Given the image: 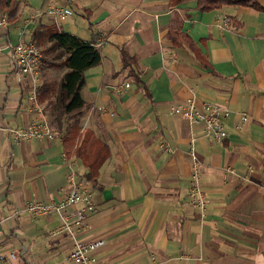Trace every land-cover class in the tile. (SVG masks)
<instances>
[{
    "label": "crops",
    "instance_id": "crops-1",
    "mask_svg": "<svg viewBox=\"0 0 264 264\" xmlns=\"http://www.w3.org/2000/svg\"><path fill=\"white\" fill-rule=\"evenodd\" d=\"M246 1L205 10L197 0L0 2V118L7 126L46 119L56 131L53 104L38 91L65 70L20 73L9 44L54 25L100 53L79 91L84 108L74 146L84 139L81 154L67 131L14 142L0 130V250L25 252L4 264H71L72 238L53 233L58 214L23 209L28 199L57 202L71 175L86 181L94 200L76 237L104 239L97 254L110 264H264V0ZM52 6L70 13L57 19L45 11ZM122 52L130 57L125 64ZM33 83L37 106L29 98ZM191 95L228 107L224 139L168 113ZM240 113L248 119L237 129ZM161 138L172 152L159 147ZM92 139L106 150L93 173L85 160ZM191 140L207 198L203 214L187 203Z\"/></svg>",
    "mask_w": 264,
    "mask_h": 264
},
{
    "label": "built area",
    "instance_id": "built-area-1",
    "mask_svg": "<svg viewBox=\"0 0 264 264\" xmlns=\"http://www.w3.org/2000/svg\"><path fill=\"white\" fill-rule=\"evenodd\" d=\"M45 11L53 17L63 20L70 13V9L61 6H52ZM1 23L4 22L0 21ZM226 24L229 22L226 19ZM15 69L23 74L36 75L40 71L41 50L33 41H20L10 45ZM128 81L118 84L115 89L120 90L122 86H128ZM29 98L33 105H38L35 83L31 85ZM103 110V107H98ZM168 113L185 119L189 124L201 125L205 135L215 141H221L226 137L224 119L230 115V110L223 103L217 101L202 100L196 101L194 96H188L183 100L173 104ZM109 115L114 112L109 111ZM248 119L247 113H240L239 119L235 123L237 129L243 127ZM0 130H4L14 142H21L31 138H40L43 136L54 138L58 133L50 126L46 119L32 118L23 127H11L2 122L0 118ZM159 147L166 152H172L173 147L167 138H161ZM187 153L191 159V172L187 182V203L192 209H197L200 214L205 211L207 198L200 184V162L197 158L192 140L189 143ZM66 161V155H63ZM231 171V168H226ZM23 209L33 216H43L57 213L60 223L53 231L54 234L67 233L72 238V244L69 251L71 264H110L107 260L98 257V250L104 245V239L96 238L91 240H80L76 237L78 231L83 229L88 212L94 209V200L90 189L83 179H77L71 175L66 189H64L61 198L57 202L44 203L36 199L25 201ZM24 249L17 253L14 250H0V264H4L6 257L17 259L24 256Z\"/></svg>",
    "mask_w": 264,
    "mask_h": 264
},
{
    "label": "trees",
    "instance_id": "trees-1",
    "mask_svg": "<svg viewBox=\"0 0 264 264\" xmlns=\"http://www.w3.org/2000/svg\"><path fill=\"white\" fill-rule=\"evenodd\" d=\"M9 0H0L7 4ZM246 0H197L201 9H212L224 3H246ZM30 41H33L41 49L40 68L51 66L64 67L65 70L57 81H43L39 91L40 101H51L53 104V124L56 131L64 134L70 133V141L73 152L81 154V146L84 139L79 142L80 125L78 116L84 108V100L80 96V88L84 84V70L95 66L100 61V53L93 43L82 40L74 35L59 30L54 25L40 26L30 34ZM124 64L130 59L122 52ZM84 137L89 136L85 132ZM94 151L85 159L90 172H95L100 163L105 159L106 150L102 143L92 139ZM89 172V173H90ZM88 173V174H89Z\"/></svg>",
    "mask_w": 264,
    "mask_h": 264
},
{
    "label": "rangeland",
    "instance_id": "rangeland-1",
    "mask_svg": "<svg viewBox=\"0 0 264 264\" xmlns=\"http://www.w3.org/2000/svg\"><path fill=\"white\" fill-rule=\"evenodd\" d=\"M41 50V49H40ZM54 125V124H53Z\"/></svg>",
    "mask_w": 264,
    "mask_h": 264
}]
</instances>
